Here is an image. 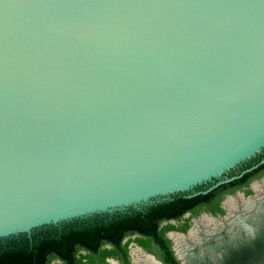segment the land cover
Here are the masks:
<instances>
[{"label":"water","instance_id":"obj_1","mask_svg":"<svg viewBox=\"0 0 264 264\" xmlns=\"http://www.w3.org/2000/svg\"><path fill=\"white\" fill-rule=\"evenodd\" d=\"M263 151L264 0H0V241L198 194Z\"/></svg>","mask_w":264,"mask_h":264},{"label":"flooded vegetation","instance_id":"obj_2","mask_svg":"<svg viewBox=\"0 0 264 264\" xmlns=\"http://www.w3.org/2000/svg\"><path fill=\"white\" fill-rule=\"evenodd\" d=\"M228 180L229 182H226ZM219 182L222 183L214 187L215 183ZM215 183L200 188L197 191V193L200 192L198 194L177 196L170 200L183 197L190 201L186 202L178 211H174V215L169 216L170 218L157 220L156 232L163 233L164 238L168 241L166 247L159 240L157 234L153 236L152 234L144 235L141 232L132 233L124 236L121 240V245L127 251L126 260H124L125 257L121 259L120 257L108 256L104 260L97 257V263L103 264L102 262L105 261L106 264H147L137 261L135 257L137 250L142 258L150 256L148 259L155 264H170L171 257L177 264H184L185 260L179 254L181 249L184 248L185 254L191 257L194 253L205 251L211 242L221 236L236 232L239 226L247 224L245 219L253 215L258 210L261 201H264V151L257 157L238 166L223 180ZM247 206L250 209H247ZM79 225L82 226V224ZM211 231H215L216 235H210ZM177 236L184 240L183 246L177 244L175 240ZM139 239L150 241L153 250L142 246L138 241ZM100 248L111 250L113 246L108 242L106 245H101ZM70 249L71 254L79 259V262H73L92 264L88 258L80 259L81 256L90 254L87 251L89 247L86 243H75ZM66 261L67 259L56 258L48 264H66Z\"/></svg>","mask_w":264,"mask_h":264},{"label":"trees","instance_id":"obj_3","mask_svg":"<svg viewBox=\"0 0 264 264\" xmlns=\"http://www.w3.org/2000/svg\"><path fill=\"white\" fill-rule=\"evenodd\" d=\"M188 201L190 200L180 197L170 202L145 208V211L97 216L87 220L65 223L59 227L40 229L35 231L31 237L21 236L2 240L0 241V264H48L56 258L67 259L66 264H76L73 261L79 262V259L71 254L70 249L75 243H86L89 247L87 251L90 254L81 256L80 259L88 258L92 264H98L97 257H101L102 260L108 256L121 259L125 257L124 260H126L127 251L121 245V240L126 235L140 232L144 235L156 236L157 234L159 240L166 247L168 241L164 238L163 233L156 232L159 218H170L169 216L174 215V211H178ZM138 241L142 246L153 250L150 241L143 239ZM108 242L113 246L111 250L100 248L101 245H106ZM169 262L177 264L172 257ZM102 263L106 264L105 261Z\"/></svg>","mask_w":264,"mask_h":264},{"label":"bare ground","instance_id":"obj_4","mask_svg":"<svg viewBox=\"0 0 264 264\" xmlns=\"http://www.w3.org/2000/svg\"><path fill=\"white\" fill-rule=\"evenodd\" d=\"M247 209L250 207L247 206ZM257 209L245 219L246 225H238L236 232L211 242L209 247L202 251L203 254L194 253L189 258L181 254L185 260L184 264H264V201H261ZM209 234L216 235V232L211 231Z\"/></svg>","mask_w":264,"mask_h":264},{"label":"rangeland","instance_id":"obj_5","mask_svg":"<svg viewBox=\"0 0 264 264\" xmlns=\"http://www.w3.org/2000/svg\"><path fill=\"white\" fill-rule=\"evenodd\" d=\"M176 240V242H177V244L179 245V246H183V239L181 238V237H179V236H177V238L175 239ZM179 241V242H178ZM184 250V248L183 249H181L180 251H179V254L181 255H184V256H186L187 258L189 257L188 255H186L185 254V250ZM136 254H138V256L136 255ZM135 257H136V259H137V261H139V262H143L144 261V263H147V264H149V263H151V264H155L154 262H151V260H149L148 258H141V256L139 255V253H137V250L135 251ZM139 257V258H138ZM147 261V262H146ZM116 264V263H115Z\"/></svg>","mask_w":264,"mask_h":264}]
</instances>
